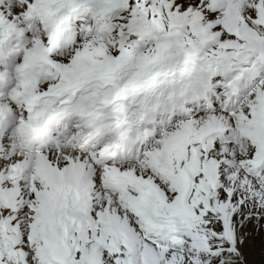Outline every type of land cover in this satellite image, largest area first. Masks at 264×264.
I'll list each match as a JSON object with an SVG mask.
<instances>
[{
    "label": "snow or ice",
    "instance_id": "obj_1",
    "mask_svg": "<svg viewBox=\"0 0 264 264\" xmlns=\"http://www.w3.org/2000/svg\"><path fill=\"white\" fill-rule=\"evenodd\" d=\"M0 264H264V0H0Z\"/></svg>",
    "mask_w": 264,
    "mask_h": 264
}]
</instances>
